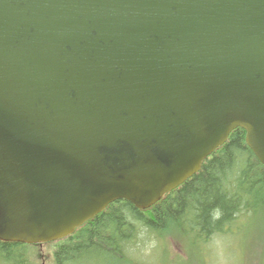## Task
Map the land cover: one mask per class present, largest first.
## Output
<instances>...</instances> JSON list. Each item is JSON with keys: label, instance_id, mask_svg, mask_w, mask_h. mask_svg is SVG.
<instances>
[{"label": "water", "instance_id": "1", "mask_svg": "<svg viewBox=\"0 0 264 264\" xmlns=\"http://www.w3.org/2000/svg\"><path fill=\"white\" fill-rule=\"evenodd\" d=\"M239 128L264 165V0H0V242L149 209Z\"/></svg>", "mask_w": 264, "mask_h": 264}, {"label": "trees", "instance_id": "2", "mask_svg": "<svg viewBox=\"0 0 264 264\" xmlns=\"http://www.w3.org/2000/svg\"><path fill=\"white\" fill-rule=\"evenodd\" d=\"M252 211L264 214V166L247 146L246 132L236 129L203 162L199 173L156 206L139 211L126 200L117 201L72 236L49 245L54 248L56 264H83L105 257L112 261L126 257L129 264H141L143 258L132 259L127 250L139 230L159 237L162 243L152 254H159L161 264H182L165 260V240L173 242L182 262L192 254L187 247L194 251L193 246L200 243L204 258L213 235L224 233ZM28 247L34 246L0 242V258L6 264H31Z\"/></svg>", "mask_w": 264, "mask_h": 264}, {"label": "rangeland", "instance_id": "3", "mask_svg": "<svg viewBox=\"0 0 264 264\" xmlns=\"http://www.w3.org/2000/svg\"><path fill=\"white\" fill-rule=\"evenodd\" d=\"M137 232L135 242L127 247L128 255L132 259L133 257L139 260L143 258L144 261L141 264H161L159 254H152L162 243L159 237H152L153 235L145 231L138 230ZM169 237L171 238V235ZM209 243L205 248L204 258L200 243L198 246H193L194 251L191 247H187V251L192 250L190 252L192 254L186 255V258L184 256L185 262H182V257L173 242L170 239L165 240L162 244V247L164 246L163 255L168 263L180 261L182 264H204V259L206 264H264V214L252 211L239 219L232 228L226 227L224 233L213 235ZM27 253L31 264H56L55 251L51 245L28 247ZM2 260L0 258V264H6ZM85 261L83 264H129L126 257L117 261H112L108 257L97 261L92 259Z\"/></svg>", "mask_w": 264, "mask_h": 264}]
</instances>
